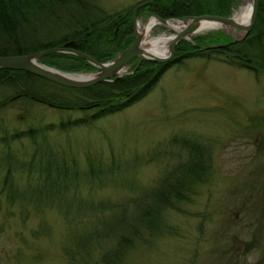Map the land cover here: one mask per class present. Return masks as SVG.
<instances>
[{"label":"rangeland","instance_id":"1","mask_svg":"<svg viewBox=\"0 0 264 264\" xmlns=\"http://www.w3.org/2000/svg\"><path fill=\"white\" fill-rule=\"evenodd\" d=\"M139 1L100 0L108 12L130 8ZM245 1L236 0L233 9ZM148 17L143 13L139 19ZM170 32L161 22L152 35ZM221 32L230 37L224 29L195 36ZM9 107L5 126L12 131L39 125L35 121L38 119L44 126L58 123L70 112L35 104L38 114L29 118L22 115L26 106L20 101L6 109ZM72 114L78 116L80 112ZM261 115L264 74L257 77L248 69L219 60L193 58L181 67L170 68L147 97L127 109L93 126L67 133L50 132L55 137L50 147L56 156L78 158L79 182L90 199L87 189L92 157L101 169L108 167V172L116 164L118 170L127 172L121 176L132 177L144 188L155 183L165 168H172L181 158L178 156H186L174 138L202 139L213 151L214 178L198 186L197 194L182 203L180 210L171 211L175 233L135 244L121 264H264V120L255 117ZM42 141L39 146L26 137L14 139L11 147L20 158L18 162L40 155ZM154 155L158 159L148 161ZM15 174L23 190L18 202L26 206V211L18 204H9L8 197L0 194V264H74L63 251L75 230L74 223H67L63 208L56 204L62 202L60 194L53 193L54 189L48 194L51 189L40 187L38 180L28 178L27 184L26 174L25 178L21 172ZM29 185L30 190L26 189ZM131 192L105 187L96 191L94 198L100 195L121 201ZM108 243L92 246L94 258L105 251Z\"/></svg>","mask_w":264,"mask_h":264},{"label":"trees","instance_id":"2","mask_svg":"<svg viewBox=\"0 0 264 264\" xmlns=\"http://www.w3.org/2000/svg\"><path fill=\"white\" fill-rule=\"evenodd\" d=\"M142 1L145 0L137 3ZM137 3L127 9L108 12L100 0H0V56L70 47L101 62L110 61L133 42L132 14ZM235 4L236 0H157L142 6L139 14L152 12L163 19L174 20L206 14L228 16ZM258 8L255 25L243 40L232 42L222 32L201 34L192 41L178 43L174 57L165 63L143 61L138 66V61L132 60V73L84 89L66 87L31 72L0 68V146L4 142L0 147V194L8 197L9 204H18L26 211V206L18 202L19 193L23 192L17 182L15 173L18 172L22 176L26 174L27 184L31 178L33 182L38 180L40 187L51 189L48 194L53 189V193H59L62 202L56 201V204L63 208L67 223H74V235L63 248L64 255L74 264H121L135 244L175 233L169 218L171 211L180 210L182 203L197 194L198 186L209 184L214 178V157L209 144L193 136L174 138V143L186 152V156H178L181 158L172 168H165L155 183L144 188L132 177L124 178L127 172L118 170L116 164L108 172V167L101 169L92 157L90 189H87L92 196L88 199L84 195L86 188H81L79 182L78 158L56 156L50 147L55 137L49 133H67L93 126L127 109L147 97L170 68L181 67L193 58L219 60L248 69L259 77L264 74V0H260ZM40 61L68 72L96 68L73 53L50 52ZM16 101L26 106L22 115L29 118L38 114L35 104L70 112L58 123L44 126L38 119L35 121L39 125L31 124L25 130L14 128L12 131L5 126L9 121L7 111L11 109L6 107ZM73 111L80 115L73 116ZM255 117L264 120V115ZM24 137L35 145L43 139L44 147L39 149L40 155L18 162L20 158L15 155L11 143ZM157 159L154 155L148 161ZM36 172L39 175H35ZM109 173L111 176L107 177ZM31 185L26 189L30 190ZM105 187L132 192L121 201L100 195L94 198L96 191ZM103 241L109 243L105 251L96 254L95 260L92 246Z\"/></svg>","mask_w":264,"mask_h":264},{"label":"water","instance_id":"3","mask_svg":"<svg viewBox=\"0 0 264 264\" xmlns=\"http://www.w3.org/2000/svg\"><path fill=\"white\" fill-rule=\"evenodd\" d=\"M156 0H147L140 4H138L132 14V23L134 25V34L132 35L134 41L121 53L115 57L112 61L109 62H100L97 59H94L91 55L82 52L80 50L72 49L70 47H56L48 50H43L40 52L29 53L25 55H9V56H0V68L7 69H15V70H23L26 72H31V74L40 76L44 79L50 80L51 82H55L57 84H63L66 87L72 88H85L93 86L97 83L110 80V78L119 77L120 73L126 68L127 64L135 58L139 59V64L143 61H151L155 63H164L169 61L175 54L177 43L181 42L183 39H187V36L192 32H195L199 26V21L201 20H212L216 22H220L224 25H229L234 28L245 30V34L240 38H235L233 41H239L244 39L253 29L255 24L260 0H253V12L250 18V22L248 24H244L242 22L236 21L232 16H219V15H200L195 17H190L185 21L191 20L192 22L180 32L176 38L172 41L170 45V53L165 57H160L156 55H151L148 51H146L141 45L143 42V33L138 31V10L145 5L150 4L151 2ZM154 15V14H153ZM151 15V16H153ZM154 17L158 18L161 22H168V20L162 19L159 16L154 15ZM51 53L57 52H69L74 53L78 56L83 57L98 69L93 76L90 77H78L74 76L71 72L61 71L54 66L47 65L40 61V58ZM251 60V59H250ZM249 60V61H250Z\"/></svg>","mask_w":264,"mask_h":264},{"label":"bare ground","instance_id":"4","mask_svg":"<svg viewBox=\"0 0 264 264\" xmlns=\"http://www.w3.org/2000/svg\"><path fill=\"white\" fill-rule=\"evenodd\" d=\"M253 0H246L243 4H241L239 7L233 9V15L232 17L238 21L242 22L244 24H248L250 22V18L252 16L253 12ZM150 14L146 13V16ZM192 21H183V20H170L168 22H164L166 26L168 27L169 31H171L168 34H162L159 36H153L152 30L155 26L158 25V23H161V21L156 17H148V19L143 20L139 19L137 28L139 32L143 33V42L142 47L148 51L151 55H156L160 57H165L167 54L170 53V45L172 41L176 38V36L182 32L186 27L191 23ZM199 26L195 32H192L187 36L188 40H192L194 36L200 32H210L217 29H224L228 33L233 34L236 37H241L245 34V30L236 29L229 25H224L220 22L212 21V20H201L198 22ZM51 49V48H50ZM251 59V58H250ZM249 59V60H250ZM252 60V59H251ZM250 60V61H251ZM89 62V61H88ZM90 63V62H89ZM92 64V63H91ZM93 65V64H92ZM128 74L126 73H123ZM74 76L78 77H90L93 75H79V74H73Z\"/></svg>","mask_w":264,"mask_h":264}]
</instances>
